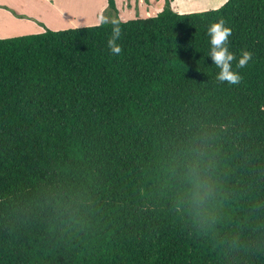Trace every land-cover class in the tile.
Returning a JSON list of instances; mask_svg holds the SVG:
<instances>
[{
  "label": "trees",
  "instance_id": "trees-1",
  "mask_svg": "<svg viewBox=\"0 0 264 264\" xmlns=\"http://www.w3.org/2000/svg\"><path fill=\"white\" fill-rule=\"evenodd\" d=\"M117 22L0 37V264H264V0Z\"/></svg>",
  "mask_w": 264,
  "mask_h": 264
},
{
  "label": "rangeland",
  "instance_id": "rangeland-1",
  "mask_svg": "<svg viewBox=\"0 0 264 264\" xmlns=\"http://www.w3.org/2000/svg\"><path fill=\"white\" fill-rule=\"evenodd\" d=\"M16 3L25 6L27 9L33 10L38 8H43L34 2V0H15ZM115 8H110L108 6L107 0H70V5L72 3L75 5V21L70 17L71 23L68 26H84L97 24L98 21L103 17L108 21L112 20H127L132 18H145L155 15L158 10L164 7L165 0H114ZM220 0H169L171 8L179 12H187L202 6H213L214 4L220 5ZM217 5V6H219ZM79 6V7H78ZM208 7V8H214ZM79 8V9H78ZM71 9V6H70ZM69 9V14L70 10ZM74 18V17H73ZM66 20V19H65ZM54 23H62L57 20H53ZM64 21V20H62ZM77 22V23H74ZM25 28H6L4 32H18L24 30Z\"/></svg>",
  "mask_w": 264,
  "mask_h": 264
},
{
  "label": "crops",
  "instance_id": "crops-1",
  "mask_svg": "<svg viewBox=\"0 0 264 264\" xmlns=\"http://www.w3.org/2000/svg\"><path fill=\"white\" fill-rule=\"evenodd\" d=\"M34 2L42 6L43 8L36 7L34 11H29V9H27L25 6L16 3L15 0H0V37L36 33L43 31L45 28L53 30L68 28L70 27L68 26L69 23H71V16L75 21V5L73 3L72 5H70V0H34ZM217 5L219 4H214L213 6L218 7ZM213 6H202L193 9H209L208 7ZM69 9L71 10L70 14L68 13ZM160 10H158V12ZM53 20H57L62 23H54ZM17 27L25 29L18 32L3 31L6 28L13 29Z\"/></svg>",
  "mask_w": 264,
  "mask_h": 264
},
{
  "label": "clouds",
  "instance_id": "clouds-1",
  "mask_svg": "<svg viewBox=\"0 0 264 264\" xmlns=\"http://www.w3.org/2000/svg\"><path fill=\"white\" fill-rule=\"evenodd\" d=\"M228 0H220V6L227 4ZM109 21L106 18H101L97 27L102 24H107ZM112 33L111 38L107 41V46L110 49L111 54L119 55L122 51L121 47L117 41L121 37L122 29L119 22L116 20L111 21ZM225 22L223 19L209 26L207 34L210 37V51L208 56H210L213 64L219 69L216 75V81L221 84L235 85L238 84L242 77L238 72L233 71V61L236 60L234 53L229 51L228 48V38L231 35V29L224 26ZM251 59V53L244 51L238 60L236 67L243 68L246 67L248 61Z\"/></svg>",
  "mask_w": 264,
  "mask_h": 264
}]
</instances>
